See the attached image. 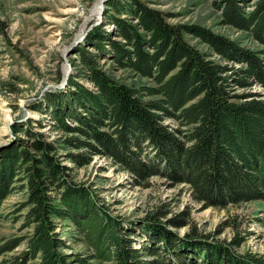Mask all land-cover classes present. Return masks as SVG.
Listing matches in <instances>:
<instances>
[{
  "label": "trees",
  "instance_id": "1",
  "mask_svg": "<svg viewBox=\"0 0 264 264\" xmlns=\"http://www.w3.org/2000/svg\"><path fill=\"white\" fill-rule=\"evenodd\" d=\"M212 1L222 22L264 43V0ZM107 4L115 12L75 47L79 73L70 75L67 86L47 91L40 101L46 106H33L67 134L49 140L33 124L46 122L29 117L12 125L29 137L16 136L0 149V220L4 199L21 186L27 190L25 226L32 228L26 237H0V264L36 258V264H264V253L238 251L248 231L236 214L223 222L222 228L233 227L223 239L187 210L169 215L163 204L127 221L100 203L91 183L76 178L77 168L103 154L131 170L139 183L148 184L155 174L189 183L205 207L264 202V98L237 90L264 85V47L253 49L200 23L172 22L169 13L143 0ZM124 11L130 15L122 16ZM7 26L0 17V35ZM186 33L243 65L211 57ZM104 58L112 68L131 69L154 83L120 79ZM7 84L0 82L3 92ZM171 117L177 125L166 121ZM60 146L78 148L66 152L76 166L63 162ZM60 219L75 223L90 244L88 252L65 250L71 245L58 229ZM183 225L184 234L172 228ZM24 238L22 250L5 255Z\"/></svg>",
  "mask_w": 264,
  "mask_h": 264
},
{
  "label": "rangeland",
  "instance_id": "2",
  "mask_svg": "<svg viewBox=\"0 0 264 264\" xmlns=\"http://www.w3.org/2000/svg\"><path fill=\"white\" fill-rule=\"evenodd\" d=\"M101 1L0 0V17L8 23L7 34L0 35V82L11 83L7 84L8 88H4V92L0 89V149L16 136L29 137L23 129L14 131L12 127L15 121L25 122L29 117L41 118L46 122L43 127L33 124L35 129L45 133L49 140L67 134L66 131L52 125L49 113L40 112L33 106L43 103L40 101L44 100L47 91L58 88L57 84L61 83L69 62L71 63L70 75L79 73L73 60L77 59L75 47L82 41L72 44L98 19L102 10ZM143 1L169 13L168 19L172 22L200 23L253 49L264 47V43L251 37L248 30L222 22L221 9L212 0ZM97 4L100 6L98 13L95 12ZM109 7L106 4L99 23L106 21V16H109L110 12H115ZM107 10L110 11L106 15ZM129 15V12H122V16ZM105 26L109 28L112 24L106 23ZM185 36L191 43L212 53L211 47L200 38L190 33H186ZM211 57L229 65H243L242 62L224 59L216 52H213ZM103 62L105 67L115 71L114 74L120 79L128 82L154 83L148 78H141L131 69L112 68V62L106 63V58ZM79 78L85 80L82 76ZM85 82L89 84L88 80ZM237 90L257 93L258 97L264 98V85L260 82ZM43 106H46V103H43ZM30 110H36L39 113L32 114L29 113ZM166 121L173 125H177L178 122L172 117ZM68 150L77 151L78 148L60 146L59 149L63 162L76 166V162L67 157ZM75 175L78 180L93 185L101 196L100 203L105 204L111 214L123 216L127 221L141 219L151 208L163 204L167 209H171L169 215L187 210L191 219L200 227L215 232L214 235L217 238L223 239L230 238L233 234V227L222 228L223 222L236 214L240 221L239 227L248 231V238L238 251L264 253V202L262 200L229 203L225 207L213 205L205 207L202 201L194 199L189 183H176L173 179L161 174L151 176L148 184L139 183L131 170L123 168L112 157L103 154L93 155L89 163L76 169ZM26 197V188L20 186L4 199L1 206L3 217L0 220V237L3 240L26 237L31 233L32 228L25 226L24 213L27 208L23 207L22 203ZM60 222L62 225H59L58 229H61L63 236L71 245L65 250L88 252L90 244L75 223L70 219H60ZM172 228L184 234L188 226H172ZM220 229L222 231L217 233ZM26 242L27 238H24L18 246L6 252L5 255L19 252L25 247ZM38 259L30 260L28 264H36Z\"/></svg>",
  "mask_w": 264,
  "mask_h": 264
},
{
  "label": "water",
  "instance_id": "3",
  "mask_svg": "<svg viewBox=\"0 0 264 264\" xmlns=\"http://www.w3.org/2000/svg\"><path fill=\"white\" fill-rule=\"evenodd\" d=\"M107 1L108 0H103L104 7L106 6ZM104 7H102L101 14L98 17V19L94 23L91 24V26L87 29V32H88V30L91 27H93L94 25H96V24L99 23V21L101 20V16L103 15ZM87 32H85V33L83 32V34L76 41H74L72 45H75V43H77V42L84 41V39H85V37L87 35ZM70 72H71V63L69 62L68 68L66 69V71L64 73V77H63L61 83L60 84H57L58 87L66 86V84L68 83V79H69Z\"/></svg>",
  "mask_w": 264,
  "mask_h": 264
},
{
  "label": "bare ground",
  "instance_id": "4",
  "mask_svg": "<svg viewBox=\"0 0 264 264\" xmlns=\"http://www.w3.org/2000/svg\"><path fill=\"white\" fill-rule=\"evenodd\" d=\"M101 3H102V7H104L103 0L101 1ZM98 4H99V3H98ZM98 4L95 6V12H97V13H98L99 10H100V9H98V8H100V6H99ZM98 6H99V7H98ZM29 113H32V114H38L39 112L36 111V110H30Z\"/></svg>",
  "mask_w": 264,
  "mask_h": 264
}]
</instances>
